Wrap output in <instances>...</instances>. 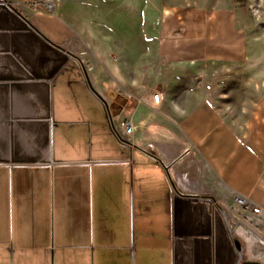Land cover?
Wrapping results in <instances>:
<instances>
[{
	"label": "crops",
	"instance_id": "crops-1",
	"mask_svg": "<svg viewBox=\"0 0 264 264\" xmlns=\"http://www.w3.org/2000/svg\"><path fill=\"white\" fill-rule=\"evenodd\" d=\"M5 1L0 264H264V96L227 112V0Z\"/></svg>",
	"mask_w": 264,
	"mask_h": 264
},
{
	"label": "rangeland",
	"instance_id": "rangeland-1",
	"mask_svg": "<svg viewBox=\"0 0 264 264\" xmlns=\"http://www.w3.org/2000/svg\"><path fill=\"white\" fill-rule=\"evenodd\" d=\"M227 6L236 14V26L232 31L241 36L237 51L246 53V58L241 63L227 64L229 112L239 99L251 106L264 96V0H227ZM92 142L96 147L95 138ZM82 143L84 148L91 146V140L88 138ZM231 208L236 213L244 209L236 200ZM6 258L12 257L0 254V259ZM119 259L123 263L134 261L129 252H122Z\"/></svg>",
	"mask_w": 264,
	"mask_h": 264
},
{
	"label": "built area",
	"instance_id": "built-area-1",
	"mask_svg": "<svg viewBox=\"0 0 264 264\" xmlns=\"http://www.w3.org/2000/svg\"><path fill=\"white\" fill-rule=\"evenodd\" d=\"M0 2H5V0H0ZM58 2V0H31V7L34 10H38L40 7H43L47 11L54 12L55 11V5ZM163 101V95L160 92H157L153 94L152 96V103L155 105H160ZM121 129L122 133H118V137L121 142L125 143L126 141H129V138L133 136L134 132V125L131 121L126 123H121ZM244 198H238V203L243 206L245 210L252 211L253 213H259L260 208L249 203L246 199L242 200Z\"/></svg>",
	"mask_w": 264,
	"mask_h": 264
},
{
	"label": "water",
	"instance_id": "water-1",
	"mask_svg": "<svg viewBox=\"0 0 264 264\" xmlns=\"http://www.w3.org/2000/svg\"><path fill=\"white\" fill-rule=\"evenodd\" d=\"M234 242H235V245L237 247L238 252L241 253V251L243 249L241 243L239 241H237V240H235ZM243 264H258V263L245 262Z\"/></svg>",
	"mask_w": 264,
	"mask_h": 264
},
{
	"label": "bare ground",
	"instance_id": "bare-ground-1",
	"mask_svg": "<svg viewBox=\"0 0 264 264\" xmlns=\"http://www.w3.org/2000/svg\"><path fill=\"white\" fill-rule=\"evenodd\" d=\"M242 200H244V199H242Z\"/></svg>",
	"mask_w": 264,
	"mask_h": 264
}]
</instances>
